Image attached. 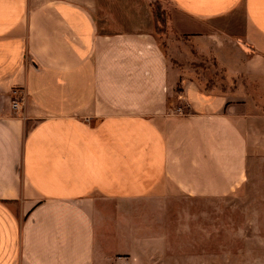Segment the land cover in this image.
I'll return each mask as SVG.
<instances>
[{
	"label": "crops",
	"instance_id": "1",
	"mask_svg": "<svg viewBox=\"0 0 264 264\" xmlns=\"http://www.w3.org/2000/svg\"><path fill=\"white\" fill-rule=\"evenodd\" d=\"M243 185L264 194V0H0V264H145L178 198Z\"/></svg>",
	"mask_w": 264,
	"mask_h": 264
},
{
	"label": "rangeland",
	"instance_id": "2",
	"mask_svg": "<svg viewBox=\"0 0 264 264\" xmlns=\"http://www.w3.org/2000/svg\"><path fill=\"white\" fill-rule=\"evenodd\" d=\"M16 96L20 101L23 95L18 91ZM180 105L176 103V107ZM186 113L183 110L182 114ZM178 201L186 207L180 214L175 210L171 242L147 258L145 264H264L262 192H248L243 185L220 198L186 196Z\"/></svg>",
	"mask_w": 264,
	"mask_h": 264
},
{
	"label": "trees",
	"instance_id": "3",
	"mask_svg": "<svg viewBox=\"0 0 264 264\" xmlns=\"http://www.w3.org/2000/svg\"><path fill=\"white\" fill-rule=\"evenodd\" d=\"M152 8L155 17L156 33L161 37H165L169 33V14L159 2L153 3ZM178 91H180V88H178Z\"/></svg>",
	"mask_w": 264,
	"mask_h": 264
},
{
	"label": "built area",
	"instance_id": "4",
	"mask_svg": "<svg viewBox=\"0 0 264 264\" xmlns=\"http://www.w3.org/2000/svg\"><path fill=\"white\" fill-rule=\"evenodd\" d=\"M21 102H22V100H20V101H14L13 102V107L14 108H19L20 105H21ZM121 264H128V261L126 260V258H123Z\"/></svg>",
	"mask_w": 264,
	"mask_h": 264
}]
</instances>
